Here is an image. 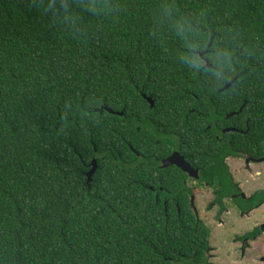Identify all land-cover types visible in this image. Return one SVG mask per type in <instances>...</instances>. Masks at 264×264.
I'll return each instance as SVG.
<instances>
[{"label": "trees", "instance_id": "obj_1", "mask_svg": "<svg viewBox=\"0 0 264 264\" xmlns=\"http://www.w3.org/2000/svg\"><path fill=\"white\" fill-rule=\"evenodd\" d=\"M197 113L245 132L194 143L225 192L264 137V0H0V264H205L184 195L155 198Z\"/></svg>", "mask_w": 264, "mask_h": 264}, {"label": "flooded vegetation", "instance_id": "obj_2", "mask_svg": "<svg viewBox=\"0 0 264 264\" xmlns=\"http://www.w3.org/2000/svg\"><path fill=\"white\" fill-rule=\"evenodd\" d=\"M152 100V105L147 100L150 108L154 105V99L152 98ZM234 114H236L235 111L226 114L225 117ZM204 115L197 113L193 117L198 118H195V124L200 125L201 128L188 129L184 131V134L177 130H171V135L165 138L169 141L171 150L165 157L160 159L158 166L170 168L171 180L169 183L171 186L173 185V190L164 193V195L156 193L155 198H161L166 202L175 200L178 196L182 197L183 194L187 199L188 208L201 224H205V220L200 219L199 215L201 213L207 221H216V225L221 227L226 225V221L223 219L225 215L235 217L234 214H236L247 219L257 217L256 214L260 217V212H263L264 215V137L259 141L251 138L247 141L246 137L237 135L244 148H239L234 144V147H231L232 153L221 158V163L226 167L230 180L228 190L224 192L226 196L222 195L224 182L222 180L223 176L220 175V163L214 161V159L220 157L219 148L214 149L211 146L208 150L199 151L194 143L208 140V136L211 141L220 144L222 140L232 143L229 138L223 135L231 130L239 134L245 132L239 126H224L225 122L221 119L213 122L215 128L210 129L213 123L202 120ZM179 124H181V121ZM193 133H198L199 137L194 138ZM176 142L179 143L178 149L175 147ZM173 153H178L187 162L189 165L187 170H183L176 163L167 166L162 165V160ZM177 191L179 192L177 193ZM191 199L192 204L190 203ZM259 208H263V210L257 213ZM214 209L215 212L211 213L213 215L211 216L210 212H213ZM209 215L210 218H208ZM263 223L264 217L261 221L256 222L251 230L245 231L241 236V245L238 247V255L234 260V264H264V232L261 229ZM251 242H255V244ZM250 247L252 250H250ZM209 249L214 248L208 244L203 261L205 264H219L210 260V258H218L219 255L210 253ZM242 261H245V263Z\"/></svg>", "mask_w": 264, "mask_h": 264}, {"label": "rangeland", "instance_id": "obj_3", "mask_svg": "<svg viewBox=\"0 0 264 264\" xmlns=\"http://www.w3.org/2000/svg\"><path fill=\"white\" fill-rule=\"evenodd\" d=\"M222 195L226 196L223 190ZM190 203L192 204V199L190 200ZM225 205L228 206L227 203H225ZM261 210H263V208H259L257 213ZM214 212L215 209L213 212H210V215L213 216L211 213ZM210 215L208 216V218L211 217ZM234 215L235 217L226 215L223 216V219L226 221V225L224 227L216 225V221H207L204 216L202 217V213L199 215L201 220H205V224L203 225L208 231V243L214 248L209 249V252L219 255L218 258H210L212 262H216L219 264H234V260H236L238 255V247L241 245V236L245 233V231L251 230L253 225L259 220L261 221L262 217H264L263 212H260V217L258 216V214H256L257 217L254 216L252 219L240 217L236 214ZM251 243L255 244V242ZM250 250H252L251 247ZM245 261L242 262L245 263Z\"/></svg>", "mask_w": 264, "mask_h": 264}, {"label": "water", "instance_id": "obj_4", "mask_svg": "<svg viewBox=\"0 0 264 264\" xmlns=\"http://www.w3.org/2000/svg\"><path fill=\"white\" fill-rule=\"evenodd\" d=\"M202 54H203V52L200 53L201 56H202ZM206 62H207V61H206ZM205 66H209V63H208V62L205 63V65H204L203 67H205ZM238 74H239V72H237L236 75H235L232 79H230V80H229L224 86H222V87L220 88V90H223V89L229 87L233 82H235L236 79H237V77H238ZM143 96H144V97L150 102V105L153 104V100H152V98H151L150 96H146L145 94H144ZM103 107H104L106 110H108L109 112L113 113V114H119V115H122V111L112 110V109H110V108H108V107H106V106H103ZM171 163H176V164H177L179 167H181L183 170H187L188 167H189V165L187 164V162L184 161V160L180 157V155H179L178 153H173V154H171L170 156H168V157H166V158H164V159L162 160V165H163V166H167V165H169V164H171ZM90 165H91V168H90V170H89V171L87 172V174H86V175H87L86 184H87L88 181L91 179V175L93 174L94 170H95L96 167H97L96 159H95V158H93V159L91 160ZM261 229H262L263 232H264V223L262 224Z\"/></svg>", "mask_w": 264, "mask_h": 264}]
</instances>
